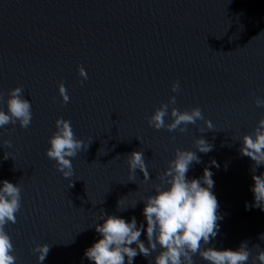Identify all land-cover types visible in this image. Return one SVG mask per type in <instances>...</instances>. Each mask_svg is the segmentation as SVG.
<instances>
[{"label":"water","instance_id":"obj_1","mask_svg":"<svg viewBox=\"0 0 264 264\" xmlns=\"http://www.w3.org/2000/svg\"><path fill=\"white\" fill-rule=\"evenodd\" d=\"M17 87L31 100L32 123L0 128V180L21 187L17 223L5 227L17 264H38L32 249L43 244L50 246L43 264H91L84 251L99 238V212L143 221L138 201L154 194L176 150H195L199 138L214 147L197 152L201 163L187 175L214 173L224 218L211 245L236 249L247 241L248 264L264 250V211L245 207L254 162L238 142L264 118L255 104L264 99V0H0V109ZM172 96L169 111L199 107L204 120L185 132L149 127ZM60 118L85 148L70 178L45 155ZM133 151L144 153L149 180L130 172ZM151 260L138 255L135 264ZM194 261L205 264L199 255Z\"/></svg>","mask_w":264,"mask_h":264},{"label":"clouds","instance_id":"obj_2","mask_svg":"<svg viewBox=\"0 0 264 264\" xmlns=\"http://www.w3.org/2000/svg\"><path fill=\"white\" fill-rule=\"evenodd\" d=\"M79 74L83 80L88 79L84 67L79 66ZM179 87L177 81L172 85L171 91L177 93ZM58 91L62 101L67 104L70 97L63 83L58 85ZM5 103L6 109H0V128L18 123L22 129H27L32 123L33 113L31 100L25 97L23 88L10 90ZM175 103L176 98L172 96L168 103L156 109L148 118L149 127L168 132L177 129L185 132L187 125L204 120L199 107L183 112L171 107L169 111L170 106ZM255 104L257 107H264V99L257 97ZM166 117L170 118V122H166ZM206 124L209 130L213 128L211 121ZM55 127L56 131L48 140L45 155L55 162L58 172L65 178H70L74 174L72 161L85 150L84 143L75 138L71 121L57 119ZM238 142L240 155L254 162L251 176L253 183L249 189L253 201L250 205L246 203V210L254 207L264 211V173L255 174L259 167L264 166V118L257 122L251 133L244 135ZM213 147L205 139L199 138L196 140L195 150H176L174 158L168 161L164 174L159 177V183L154 186V194L138 201L144 204L141 213L143 221L138 223L135 216L125 219L123 216L110 215L102 209L94 224L99 238L85 249L84 258L91 264H135V258L141 255L146 259L152 257L148 264H195L194 256L199 255L205 264H248L251 253L247 241L236 249L211 245L220 231L219 222L224 218L218 212L219 204L213 191L214 173L206 167L203 175L198 178L187 175L193 163H201L197 152L207 154ZM211 163L219 168L215 160ZM128 165L133 176L139 170L144 180L150 179L142 151L131 152L128 155ZM122 199L117 201L118 209L121 208ZM137 203L131 208L134 209ZM20 208L19 184L0 180V264H17V257L13 254L14 244L5 227L17 223ZM129 208L123 207L120 212ZM142 235L144 239H141ZM32 251L37 256L38 264H43L50 246L36 245ZM153 253L156 255L153 256ZM253 264H264V250L257 254Z\"/></svg>","mask_w":264,"mask_h":264}]
</instances>
